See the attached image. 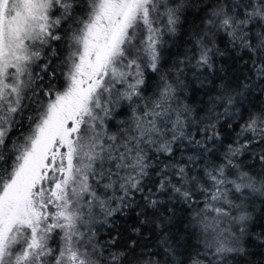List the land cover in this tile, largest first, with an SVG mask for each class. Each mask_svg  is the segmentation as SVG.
I'll list each match as a JSON object with an SVG mask.
<instances>
[{"label":"snow or ice","instance_id":"1","mask_svg":"<svg viewBox=\"0 0 264 264\" xmlns=\"http://www.w3.org/2000/svg\"><path fill=\"white\" fill-rule=\"evenodd\" d=\"M0 264H264V0H0Z\"/></svg>","mask_w":264,"mask_h":264}]
</instances>
